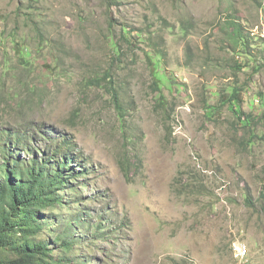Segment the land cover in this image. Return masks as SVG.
<instances>
[{"label": "rangeland", "instance_id": "1", "mask_svg": "<svg viewBox=\"0 0 264 264\" xmlns=\"http://www.w3.org/2000/svg\"><path fill=\"white\" fill-rule=\"evenodd\" d=\"M235 87L241 114L221 102ZM6 132L34 135L40 160L65 133L84 160L37 212L55 260L240 264L245 245L242 264H264V0H0ZM65 234L67 253L53 242Z\"/></svg>", "mask_w": 264, "mask_h": 264}, {"label": "trees", "instance_id": "2", "mask_svg": "<svg viewBox=\"0 0 264 264\" xmlns=\"http://www.w3.org/2000/svg\"><path fill=\"white\" fill-rule=\"evenodd\" d=\"M123 34L131 43L130 32L124 29ZM227 37L236 52H239L237 48L245 51L248 39L240 22L230 23ZM110 44L114 54L120 57L122 50L119 42L111 38ZM20 51L22 58L30 54L28 49L21 48ZM155 76L157 80H162L159 72ZM108 77H111L109 73L105 75V79ZM97 81L100 84L103 82L101 79ZM110 89L115 106L121 111L119 95L116 90ZM221 102L229 103L233 111L241 114L240 92L236 87L233 88L229 101L222 99ZM213 112L214 110L211 111L212 114ZM6 134L3 140L0 139V155L3 157L0 166V173L3 174V179L0 180V264H64L63 258L55 260L50 243L39 238L43 223L46 222L39 220L37 212L60 205L61 200L56 196V191L75 176H64L59 170L67 167L74 170V162L78 158L82 162L84 160L76 151L74 139L65 133L55 132L54 136H48L52 152L49 159L45 157L43 160L38 157V149L34 151V145L30 143L35 140L34 135L24 145L22 142L26 140L22 141L19 133ZM2 136L0 133V138ZM17 144L22 146L21 151L27 153L28 159L19 156L20 151L13 150ZM52 160L57 167H52ZM51 167L52 171L48 172ZM53 242L60 244V250L65 253L73 248L72 238L66 234L57 235Z\"/></svg>", "mask_w": 264, "mask_h": 264}, {"label": "clouds", "instance_id": "3", "mask_svg": "<svg viewBox=\"0 0 264 264\" xmlns=\"http://www.w3.org/2000/svg\"><path fill=\"white\" fill-rule=\"evenodd\" d=\"M247 253H248L247 246L245 245L235 246L234 256L238 261V263L242 264L247 261L246 260Z\"/></svg>", "mask_w": 264, "mask_h": 264}]
</instances>
